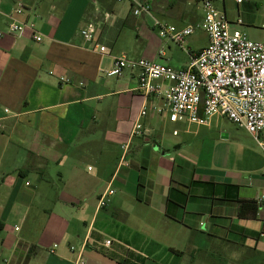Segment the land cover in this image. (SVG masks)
Masks as SVG:
<instances>
[{"label": "crops", "instance_id": "1", "mask_svg": "<svg viewBox=\"0 0 264 264\" xmlns=\"http://www.w3.org/2000/svg\"><path fill=\"white\" fill-rule=\"evenodd\" d=\"M144 1L151 16L137 18L119 0H0L1 33L16 20L42 38L0 37V264H264V154L252 136L219 116L171 123L156 99L141 118L137 77L105 74L122 56L182 70L208 45L168 59L155 21L197 25L202 0ZM229 1L238 16L264 9L215 0L233 24ZM250 202L256 215L241 217Z\"/></svg>", "mask_w": 264, "mask_h": 264}, {"label": "built area", "instance_id": "2", "mask_svg": "<svg viewBox=\"0 0 264 264\" xmlns=\"http://www.w3.org/2000/svg\"><path fill=\"white\" fill-rule=\"evenodd\" d=\"M119 1L130 3L134 17L151 16V6L144 0ZM214 1H201L203 20L197 25L179 29L157 21L154 23L162 39L181 48L198 29L207 35L208 45L191 57L185 69L177 71L159 62L122 56L115 59L113 68L105 74L111 78L129 72L137 77V91L146 100L141 118L148 115L147 107L152 99L162 103L152 106V110L158 115L166 114L171 123L187 122L208 127L211 120L219 116L245 130L264 154V42L252 41L246 33L235 28L234 25L242 24L241 20L231 23L225 12L215 7ZM243 1L235 0L237 4ZM15 13H23L21 6ZM26 29L33 32L34 41L41 42L33 24L16 20L9 23L6 32H0V37L5 34L17 37ZM82 35L89 42L94 41L95 26L90 24ZM96 48L101 53L106 52L105 47L96 45ZM160 56L163 57L164 52ZM138 135H143L140 121L133 129V136ZM113 195L112 189L106 191L98 200V208H106ZM263 200L264 197L259 202ZM78 263L82 264L81 257Z\"/></svg>", "mask_w": 264, "mask_h": 264}, {"label": "rangeland", "instance_id": "3", "mask_svg": "<svg viewBox=\"0 0 264 264\" xmlns=\"http://www.w3.org/2000/svg\"><path fill=\"white\" fill-rule=\"evenodd\" d=\"M245 1L246 3H248V1L250 0H245ZM234 8H235L234 2L229 1L228 2V16L230 18H234L237 21L242 20L244 22V26L240 30L246 33V35L248 36L250 40L258 41V39L255 38V36L259 35L260 27L262 26V24H264V9L260 12L261 17H259L257 15L255 8H253L252 6L249 10L245 11V14H241L239 16L237 15L238 13L237 9H234ZM207 41H208L207 35L203 31L198 29L193 36L187 39V42L184 48L185 50L189 47L192 48L193 50L199 49L205 46L207 44ZM164 44H165V41H164ZM167 44H169L170 46H166ZM167 44H165V47H162V48L167 54L168 59L174 56L175 58L174 60H177L176 62H181L185 60L186 54L184 52V48H181L178 45H175L169 42ZM215 120H218L219 124L229 132L241 131V130H238V128L235 127L234 124H232L225 118H216ZM48 173L50 174V172Z\"/></svg>", "mask_w": 264, "mask_h": 264}, {"label": "trees", "instance_id": "4", "mask_svg": "<svg viewBox=\"0 0 264 264\" xmlns=\"http://www.w3.org/2000/svg\"><path fill=\"white\" fill-rule=\"evenodd\" d=\"M258 203L257 202H250V203H246V204H243L242 206H241V209H240V216L241 217H245V216H247L248 214H252V215H256V213H257V210H258ZM245 209H249L248 210V212L249 211H251V213H246L245 214Z\"/></svg>", "mask_w": 264, "mask_h": 264}]
</instances>
